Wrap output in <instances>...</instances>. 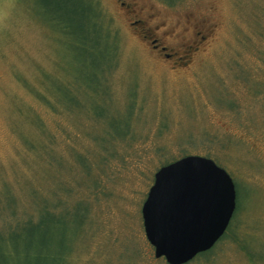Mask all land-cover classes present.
<instances>
[{
	"label": "rangeland",
	"instance_id": "obj_1",
	"mask_svg": "<svg viewBox=\"0 0 264 264\" xmlns=\"http://www.w3.org/2000/svg\"><path fill=\"white\" fill-rule=\"evenodd\" d=\"M68 1L0 0V237L17 226L12 255L20 264H168L154 256L142 207L162 164L199 154L236 183L240 242L189 264H264V0H136L171 47L197 30L207 36L177 69L153 53L118 0H92L114 53L108 40L103 54L66 47L51 18L81 22ZM84 65L96 84L87 93ZM67 84L92 98L91 110L62 105ZM99 114L106 119L94 125ZM128 127L108 141L110 130ZM41 211L43 227L26 239L23 225ZM38 249L45 255L34 261Z\"/></svg>",
	"mask_w": 264,
	"mask_h": 264
},
{
	"label": "water",
	"instance_id": "obj_2",
	"mask_svg": "<svg viewBox=\"0 0 264 264\" xmlns=\"http://www.w3.org/2000/svg\"><path fill=\"white\" fill-rule=\"evenodd\" d=\"M238 206L236 183L213 158L188 154L155 173L142 207L155 258L187 264L227 232Z\"/></svg>",
	"mask_w": 264,
	"mask_h": 264
},
{
	"label": "trees",
	"instance_id": "obj_3",
	"mask_svg": "<svg viewBox=\"0 0 264 264\" xmlns=\"http://www.w3.org/2000/svg\"><path fill=\"white\" fill-rule=\"evenodd\" d=\"M74 1L82 9L81 22H77L76 21L77 17L72 15L71 13L67 15V17H63L60 14H56L55 16L51 18V21H52L51 25L55 28L54 30H57L64 36L66 47L68 46L69 48H74V49L80 48L89 54H92V53L103 54L102 52H104L105 50L104 44L106 43L108 44L107 40L109 42L111 41L109 40V37H110L109 33L104 29L103 24L100 20V12L98 11L96 5L93 3L92 0H74ZM85 1L87 5H85ZM68 2L69 1L66 0V4H68ZM111 45H112L111 46L112 52L114 53V50L116 49V45L114 46V43L112 42H111ZM83 64H86V63L83 62ZM83 68L86 74H84L85 76L82 78L83 80L82 85L85 88L84 91L87 93L89 89L95 90L93 87L96 84L94 83L93 78L91 77V74H88L89 71L91 70L88 67V65H84ZM69 89H70V85L67 84V86L64 87V90L70 97H68V102L67 100L64 102L59 99L62 105L68 106L70 108H75V109L86 108L89 105L90 110H91V106H93L91 105L93 103V100L91 97H84L83 95L79 94L76 90L75 91L77 92V94L71 93ZM92 90H90V92H92ZM87 101H89V103H87ZM68 103H71L74 106L69 105ZM85 103L86 105H84ZM98 119L105 120L106 117L103 116L102 114L94 116V119H93L94 125H96L95 121ZM104 125L106 126V121H104ZM129 131H130V128L128 127L123 132L116 131V133H113L112 130H110L109 134L108 135L105 134V135L109 138L108 141H113L115 139H122L123 137L128 135ZM31 145L35 146V143H31ZM169 162L171 161H166L164 164H167ZM237 211H238V208H237ZM42 213L43 212L41 211V216H42L41 220H37V222L35 223L33 222V219L30 218L23 225V229L25 231L26 230L28 231L26 235V239H28V236H31V238L32 236H34V231L36 230V228L43 227L44 217ZM236 215L237 214L234 215L227 232L224 234V236L220 239L218 243H221L224 241H234L236 243L240 242L235 232ZM12 226L13 224L9 225L8 230L10 228L11 230L8 235H5L6 238L0 237V241H2V245L0 246L1 247L0 264H20L21 262L20 261L21 255L19 254V256H13L11 253V250L8 249L9 246H7V243L9 241H12L13 243L15 242V240L8 238L11 233H14L13 230L17 227V226H13V227ZM16 237H18V235H16ZM4 244H6L5 246L6 248L3 247ZM217 244L215 245V247H213L209 251H206L198 255L196 260L198 261L200 258H202L201 260L206 261V260H211L212 258H215L214 256L216 255L217 253L216 251L218 250ZM239 245L241 246V249L243 251H246L249 258L253 260L254 254L250 251V249L247 248V245L244 242H242ZM30 254H33L31 258L34 259V261L41 260V258L45 255V254L43 255V253L40 250L38 252L30 253Z\"/></svg>",
	"mask_w": 264,
	"mask_h": 264
},
{
	"label": "flooded vegetation",
	"instance_id": "obj_4",
	"mask_svg": "<svg viewBox=\"0 0 264 264\" xmlns=\"http://www.w3.org/2000/svg\"><path fill=\"white\" fill-rule=\"evenodd\" d=\"M123 10L134 19L132 24L141 37L147 41L154 54L160 56L170 68H184L188 66L192 57L199 52L202 45L207 41L202 31H195L193 39L181 49L171 47L169 33H166L163 24L149 26V20L143 18L142 9L136 0H118Z\"/></svg>",
	"mask_w": 264,
	"mask_h": 264
}]
</instances>
